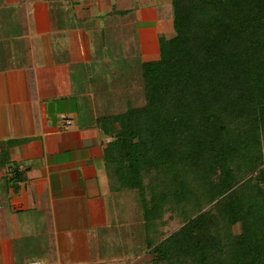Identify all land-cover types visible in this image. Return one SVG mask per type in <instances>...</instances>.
I'll return each instance as SVG.
<instances>
[{
  "label": "trees",
  "instance_id": "trees-1",
  "mask_svg": "<svg viewBox=\"0 0 264 264\" xmlns=\"http://www.w3.org/2000/svg\"><path fill=\"white\" fill-rule=\"evenodd\" d=\"M171 2L146 103L100 121L112 187L138 192L155 263L264 264V0Z\"/></svg>",
  "mask_w": 264,
  "mask_h": 264
},
{
  "label": "crops",
  "instance_id": "crops-1",
  "mask_svg": "<svg viewBox=\"0 0 264 264\" xmlns=\"http://www.w3.org/2000/svg\"><path fill=\"white\" fill-rule=\"evenodd\" d=\"M0 12V205L22 221L2 218L0 264L15 262L17 232L43 243L44 260H33L42 264H131L136 233L121 217L124 193L113 189L104 155L113 138L100 122L117 114L104 110L112 98L103 96L116 88L115 61L99 49L109 24L120 39L132 26L137 36L125 46H140L131 70L142 72L160 56L170 8L164 0H0ZM31 242L23 248L32 252Z\"/></svg>",
  "mask_w": 264,
  "mask_h": 264
},
{
  "label": "rangeland",
  "instance_id": "rangeland-1",
  "mask_svg": "<svg viewBox=\"0 0 264 264\" xmlns=\"http://www.w3.org/2000/svg\"><path fill=\"white\" fill-rule=\"evenodd\" d=\"M150 1L159 2V0H150ZM164 1L166 5H168V10L170 8V13L168 14L170 16L165 17V19L163 18V20H168L169 22L165 25L166 27H163L164 29L163 31L170 32V33L168 32L165 33V36L169 38L171 36V31H173L172 28L173 6L171 0H164ZM1 13L2 12H0V14ZM149 13H150L148 14L149 16H153V13H151L150 10ZM109 25L112 26L110 28H107L105 32V38L104 41L101 43L99 54H102V56L109 55V57H111L113 61H115V63L113 62L114 64L111 65V69H112L111 74L113 75L112 77L113 80H111L110 83L111 84L113 83L114 86L116 85V88L113 87L112 89L108 88L105 90L103 94L104 99L106 97H109L108 95L110 93L111 94L110 99L112 98L110 104L111 106L113 105L114 106L113 107L107 106L104 110H107L109 114L112 113L120 114L126 112L131 107L143 106L146 103L142 72H134L135 69L134 71L131 70L132 68L135 67V63L139 62L138 55H140V46H138L137 42H135L136 45L135 46L133 45L130 48V50H128L125 46V44L130 45L134 43V38H130L129 40H127L130 37V35L132 34L135 35V33L132 32V26L131 29L129 30L130 33H126L125 35L123 33V39H120L119 34L117 32V27L114 26L113 24H109ZM4 28L5 25H1L0 31L3 30ZM134 31H136V28H134ZM126 62L129 63L130 65L128 66ZM0 155H1L0 159H2V156L4 155H2L1 153ZM120 192L124 193L121 197V202H123L122 207H124L122 213L120 212L121 217L125 220V222H128L130 229L134 230L136 233V236L134 237L136 249L129 252V255L134 254L133 258H135V260L131 262V264H167L166 262H161V263L154 262L153 260L154 255L152 254L153 251L151 248L147 246V241L146 239H144V236L146 237L147 232L144 228V219H143L144 215L142 213V207L140 206V203L138 201V192L132 189H128L127 191L120 190ZM0 193H3L5 196L4 192H0ZM4 213H6V210L4 211L3 207L0 205V222H2L3 221L2 218H4L5 221L9 222L10 226H12V224L16 226L18 220H20V225L22 226V221L19 215L17 217L16 213L9 214L7 212V214L5 215ZM31 219L32 218H30V215H27L25 217L26 222H28ZM164 219H165L164 220L165 224L164 225L159 224L157 226V229L151 232L152 236L155 237L156 239H163L164 237L178 230L184 223L182 217L175 214L167 213L166 215H164ZM33 227L35 230H37L36 226L33 225ZM32 228L30 229V234L34 236L37 233ZM234 231L236 233H240L241 225L236 224L234 226ZM16 234L17 235L23 234V236L20 237L19 235L18 238L14 237L15 240L9 241L11 243V250L12 252H14V254L10 255L11 260L15 261L13 264H23L20 262L24 260L33 261L34 259H38V258L44 260L42 256L39 257L40 256L39 254H42V251L45 250L44 248L45 246L43 245V243H41L39 248L36 247L37 242L35 241H37V236L32 240V242L34 241L35 244H34V249L31 252V250L28 251L24 248L30 247V242L32 238L29 235L26 236L27 234L23 232H17ZM45 238H46V233L41 234L40 240L44 241ZM3 241H5V239H3ZM127 262L121 264H127Z\"/></svg>",
  "mask_w": 264,
  "mask_h": 264
},
{
  "label": "built area",
  "instance_id": "built-area-1",
  "mask_svg": "<svg viewBox=\"0 0 264 264\" xmlns=\"http://www.w3.org/2000/svg\"><path fill=\"white\" fill-rule=\"evenodd\" d=\"M30 264H42V263L39 261H32Z\"/></svg>",
  "mask_w": 264,
  "mask_h": 264
}]
</instances>
